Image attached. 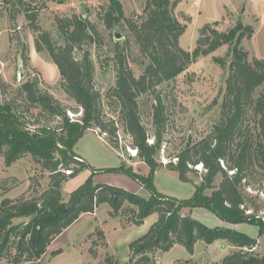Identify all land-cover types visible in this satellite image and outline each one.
Here are the masks:
<instances>
[{"label":"trees","instance_id":"1","mask_svg":"<svg viewBox=\"0 0 264 264\" xmlns=\"http://www.w3.org/2000/svg\"><path fill=\"white\" fill-rule=\"evenodd\" d=\"M10 1L17 6L11 19L25 16L36 35V52L48 54L55 63L61 76L60 87L75 102L76 113L83 112L84 123L83 126L60 125L55 129L47 126V133L51 135L67 129L68 141H64L60 156L53 150H44L37 142L39 139H34L31 133L18 131V128L7 131L0 124V157L6 167L31 156L49 173V185L39 195L2 198L0 201V262L30 264L41 261L61 235L84 216L94 214L97 208L107 204L112 217L128 215L130 226L144 225L153 215L157 216V221L146 234L129 244L128 262L121 263L115 255L107 254L105 264H150L157 252H168L177 244L193 255L199 242L212 245L221 240L235 249L221 264H264V256L256 253L255 241L234 236L228 230L209 228L182 214L184 209L204 208L226 223L238 225L260 221L264 230V223L257 215L247 214L250 208L240 189L242 185L249 189L264 185V60L252 57L243 47V41L253 37V28L236 23L222 31L219 29L221 21L205 24L199 31L195 49L190 52L183 49L180 42L192 21L190 16L178 12L181 0H144L142 13L130 17L126 16L122 3L113 0L98 18L107 30L120 24L127 31L124 42H116L106 59L112 63L115 73V85L107 93L119 105V120L115 121L107 118L104 112L103 96L96 87L95 64L88 50L91 45L103 46L104 37L99 28L77 14L58 16L56 24L64 41L58 45L41 27V10L33 8V0ZM46 8L44 2L41 9ZM224 46L229 47L232 59L219 119L208 137L189 144L176 156V162L166 165L186 183H193L190 176H198L196 167L202 166L205 171L202 183L195 185L193 197L187 200L164 195L157 191L154 179L158 169L163 167L156 157L164 143L168 112L157 89L176 80L193 63ZM134 48L144 63L140 76L131 67ZM28 52L25 47L22 53L25 67L30 64ZM217 61L225 64L224 60ZM41 85L38 77L29 74L23 83L13 87L0 74L3 106L17 119L28 120L31 124L61 122L71 109ZM147 96H153L149 107L154 128L152 143L143 120L142 99ZM120 128L129 136V146L149 168V175L138 176V181L151 194L150 199L108 185H95L88 180L72 192L68 202H64V184L90 168L74 152L78 141L88 129H97L109 138L108 143L113 148L118 149ZM116 170L134 175L123 167ZM219 177L221 181L216 187ZM0 185L6 194L18 187L19 182L12 177ZM210 190V195L205 194ZM16 219L20 222H13ZM96 232L105 236L100 229ZM104 245H108L107 242ZM98 247V242L93 241L90 249L93 258L98 257ZM62 252L58 249L51 256Z\"/></svg>","mask_w":264,"mask_h":264},{"label":"rangeland","instance_id":"2","mask_svg":"<svg viewBox=\"0 0 264 264\" xmlns=\"http://www.w3.org/2000/svg\"><path fill=\"white\" fill-rule=\"evenodd\" d=\"M33 0V8L40 9L39 23L43 30L50 33L53 41L58 45L64 43L63 38L56 24V17H68L77 14L93 22L101 31L104 37V44L101 48L95 45L88 47L92 53L93 62L96 68V87L102 93L103 107L107 118L118 121L119 105L107 93L115 85V73L112 63L107 61V57L112 53V48L116 42L122 44L127 35V31L116 25L113 30H107L104 23L99 20L98 14H102L111 6L113 0ZM122 3L127 17L134 13L141 14L144 0H116ZM47 4L46 9H41ZM198 3L189 1L183 5L184 11H190L192 21L188 23L186 33L181 38V47L192 52L199 37L200 29L215 20L221 21L219 29L224 31L236 23H242L243 18L235 15H228L221 19L217 10L211 5V1L205 0L199 4L205 8L197 10L194 7ZM256 16L250 14V24L253 28V37L243 41V47L248 50L252 57L264 60V7L259 8ZM17 6L10 0H0V74L6 83L17 87L23 83L29 74L38 77L41 86L47 89L56 99L70 108L66 116L58 122H51L49 125L29 123L17 119L12 112L6 110L2 104L0 95V124L7 131L29 132L34 139H39L41 147L47 152L60 156L64 141H68L67 129L58 131L56 134H48V129H55L60 125H81L84 123L83 112H78L74 101L70 100L60 87L61 76L55 63L48 54H40L35 49L36 35L29 28L25 16L19 15L16 20L11 19V13ZM198 11H202L199 14ZM252 11V10H251ZM221 19V20H219ZM245 26V25H244ZM116 32L121 36L117 39ZM28 48L30 64L25 67L22 60L23 49ZM79 57L80 55L77 54ZM217 59L224 60L225 64H219ZM231 53L228 46H224L212 55L201 58L193 63L189 69L180 75L176 80L164 84L157 89L164 99V105L168 112V122L164 130V143L162 150L157 155L158 163L163 167L158 169L154 184L158 192L187 200L193 197L195 185L202 183V176L205 173L202 166L196 167L199 175H191L194 183L181 181L179 174L170 171L166 165L173 161L176 156L189 144L197 143L208 137L215 122L218 121L221 104L225 96L226 81L229 76V66L231 63ZM143 60L136 48L132 51L131 67L137 76L143 70ZM153 96L142 99L144 113V123L153 142L154 128L152 126L149 107L152 104ZM60 122V124H59ZM118 125V124H117ZM49 128H48V127ZM119 126V125H118ZM119 148H113L109 143V138L101 134L97 129H88L84 136L78 141L74 152L84 159L90 168L85 170L77 178L71 179L64 184L63 201L70 200L73 191L90 180L95 185L104 184L114 188L123 189L131 194L140 196L146 200L151 194L145 190L138 181V176L147 177L149 168L136 155H132L129 136L119 129ZM45 132V133H44ZM136 151V150H135ZM123 167L130 169L134 175L118 171ZM16 178L18 187L8 193H4L0 185V201L2 198H19L22 195L36 196L44 192L49 185V173L36 164L31 156L21 159L11 167H6L4 159L0 157V184L3 181ZM221 177L217 178L215 186L220 184ZM247 188L241 186V192L250 210L259 216L264 210V185L260 188ZM212 191L205 194L210 195ZM109 205L103 204L96 209L94 214L84 216L79 222L74 224L67 232L61 235L49 248L47 254L37 263L30 264H105L107 254H113L121 263L129 261V244L140 236L146 234L150 227L157 221V216H150L144 225L130 226L129 216L112 217ZM182 214L193 218L209 228L218 230H228L234 236H245L257 243L256 253L264 256V230L257 221L253 224H232L223 222L211 211L204 208L184 209ZM13 222H20L19 219ZM226 224V226H225ZM235 225V226H233ZM247 225V226H246ZM232 226V227H231ZM100 229L105 236H101ZM94 232V233H93ZM94 234L91 237L90 234ZM90 237V238H89ZM99 244L98 257L93 258L90 254L92 242ZM107 242L108 245H104ZM222 244V245H218ZM213 247L199 242L195 248V253L191 255L183 246L175 245L170 251L157 252L151 259L150 264H221L223 259L230 254V245L227 241H218ZM221 242V243H220ZM62 249V253L55 257L51 253ZM235 249L231 247V251ZM0 264H6L1 261Z\"/></svg>","mask_w":264,"mask_h":264},{"label":"crops","instance_id":"3","mask_svg":"<svg viewBox=\"0 0 264 264\" xmlns=\"http://www.w3.org/2000/svg\"><path fill=\"white\" fill-rule=\"evenodd\" d=\"M189 1L190 0H181V3L179 5V10L183 8V5L185 4V2H186V4H188ZM191 1L198 3L197 6H196V4H194V7L197 10H199L201 8H205L207 6V4L205 6L203 4H199L200 2H203L205 0H191ZM208 1H211V5L217 10V14H219L221 16V19L228 16V15L230 16L231 14L235 15V16H240L243 18V20H242L243 25L251 26V27H252V25L250 24V21H249V18H250L249 13L256 16L255 13L258 12V8H257L258 5L260 4L259 8L264 7V0H208ZM184 12L191 15L190 11H184ZM198 12H199V14H202V11H198ZM221 19H219V20H221ZM215 21H218V20H215ZM225 226H226V224H225ZM233 226H235V225H233ZM217 242H215V243H217ZM215 243L212 245H209V246L213 247L215 245ZM53 244L51 246H53ZM218 245H222V244H219V242H218ZM230 252H231V247H230Z\"/></svg>","mask_w":264,"mask_h":264},{"label":"built area","instance_id":"4","mask_svg":"<svg viewBox=\"0 0 264 264\" xmlns=\"http://www.w3.org/2000/svg\"><path fill=\"white\" fill-rule=\"evenodd\" d=\"M253 212L251 210H249L247 212V214H252ZM259 219H261L264 223V210L261 212V214L259 216H257Z\"/></svg>","mask_w":264,"mask_h":264},{"label":"water","instance_id":"5","mask_svg":"<svg viewBox=\"0 0 264 264\" xmlns=\"http://www.w3.org/2000/svg\"><path fill=\"white\" fill-rule=\"evenodd\" d=\"M237 25H240V23L238 22ZM116 37H117V39H120L121 38V36L118 34V32H116Z\"/></svg>","mask_w":264,"mask_h":264},{"label":"bare ground","instance_id":"6","mask_svg":"<svg viewBox=\"0 0 264 264\" xmlns=\"http://www.w3.org/2000/svg\"><path fill=\"white\" fill-rule=\"evenodd\" d=\"M137 152L135 150H132V155L136 156Z\"/></svg>","mask_w":264,"mask_h":264}]
</instances>
